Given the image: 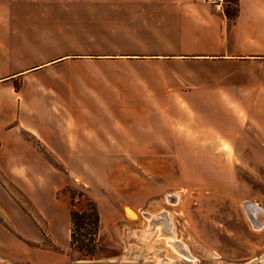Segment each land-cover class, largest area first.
<instances>
[{
  "label": "crops",
  "instance_id": "obj_1",
  "mask_svg": "<svg viewBox=\"0 0 264 264\" xmlns=\"http://www.w3.org/2000/svg\"><path fill=\"white\" fill-rule=\"evenodd\" d=\"M235 1L0 0V168L19 180L43 157L28 137L58 157H264V0ZM17 2L62 7L72 34L26 25ZM36 41L62 47L34 58Z\"/></svg>",
  "mask_w": 264,
  "mask_h": 264
},
{
  "label": "rangeland",
  "instance_id": "obj_2",
  "mask_svg": "<svg viewBox=\"0 0 264 264\" xmlns=\"http://www.w3.org/2000/svg\"><path fill=\"white\" fill-rule=\"evenodd\" d=\"M20 5L33 10L26 25L72 34L62 7ZM33 49L34 58L57 50L40 41ZM28 138L43 157H32L19 180L0 168V264H264V221H251L246 207L264 211V157H211L212 147L58 157ZM87 199L100 214L92 257L70 243L71 210L88 218Z\"/></svg>",
  "mask_w": 264,
  "mask_h": 264
},
{
  "label": "trees",
  "instance_id": "obj_3",
  "mask_svg": "<svg viewBox=\"0 0 264 264\" xmlns=\"http://www.w3.org/2000/svg\"><path fill=\"white\" fill-rule=\"evenodd\" d=\"M236 2L235 0H231ZM233 11L228 10L230 17L234 16ZM90 214L86 218V212L71 210V246L77 248L84 256L92 257L97 247V236L100 227V214L94 201L87 199ZM88 222L86 223V220Z\"/></svg>",
  "mask_w": 264,
  "mask_h": 264
},
{
  "label": "bare ground",
  "instance_id": "obj_4",
  "mask_svg": "<svg viewBox=\"0 0 264 264\" xmlns=\"http://www.w3.org/2000/svg\"><path fill=\"white\" fill-rule=\"evenodd\" d=\"M246 207H247L248 210L252 211L253 214L256 213V216L258 215V214H257V212H258V211H257L258 208H257L256 206H254L252 203L247 202V203H246ZM250 211H249V212H250ZM250 213H251V212H250ZM259 213H260V212H259ZM258 216H259V215H258ZM260 217H261V216H260ZM260 217H259V219L263 218V217H264V213H263L262 217H261V218H260ZM158 221H159V220H158ZM260 224H262V222H261ZM180 246H181V245H180Z\"/></svg>",
  "mask_w": 264,
  "mask_h": 264
},
{
  "label": "built area",
  "instance_id": "obj_5",
  "mask_svg": "<svg viewBox=\"0 0 264 264\" xmlns=\"http://www.w3.org/2000/svg\"><path fill=\"white\" fill-rule=\"evenodd\" d=\"M207 1L216 4L217 6H223L227 0H207Z\"/></svg>",
  "mask_w": 264,
  "mask_h": 264
}]
</instances>
